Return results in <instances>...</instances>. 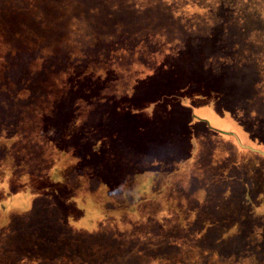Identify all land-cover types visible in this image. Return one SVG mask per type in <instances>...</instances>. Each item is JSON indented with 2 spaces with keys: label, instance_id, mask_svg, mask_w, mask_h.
Wrapping results in <instances>:
<instances>
[{
  "label": "rangeland",
  "instance_id": "374dc122",
  "mask_svg": "<svg viewBox=\"0 0 264 264\" xmlns=\"http://www.w3.org/2000/svg\"><path fill=\"white\" fill-rule=\"evenodd\" d=\"M5 105L0 264H264V0H0Z\"/></svg>",
  "mask_w": 264,
  "mask_h": 264
},
{
  "label": "trees",
  "instance_id": "16d2710c",
  "mask_svg": "<svg viewBox=\"0 0 264 264\" xmlns=\"http://www.w3.org/2000/svg\"><path fill=\"white\" fill-rule=\"evenodd\" d=\"M122 11H124V12H129L127 9H123ZM98 11L97 12H95V14H93L95 17H98V16H100V19L102 18V19H108L109 18V14H105V13H102V14H99L98 15ZM118 16L119 17H122V14H121V12L118 14ZM125 20H129V18H125ZM96 23H97V21H96ZM16 43V42H15ZM7 69V68H6ZM6 69H4L3 71H2V73H6L7 72V70ZM83 83V82H82ZM82 83H77L75 86H74V88L76 89V88H79L78 87V85L79 84H82ZM67 95H69L70 97H71V100H69L68 101V103L69 104H71V105H75L76 104V102H74L73 100H79V99H76L74 96L72 97L71 96V94H67ZM7 100V99H6ZM8 101V100H7ZM9 102V101H8ZM87 102H89V101H87ZM7 108H6V105L4 106V107H0V117H2L3 119H6V120H8L7 119V116H6V113H8L7 112V110H6ZM11 116L12 115V113H9L8 114V116ZM124 237L126 236V235H123ZM31 246H33V244L31 245Z\"/></svg>",
  "mask_w": 264,
  "mask_h": 264
}]
</instances>
